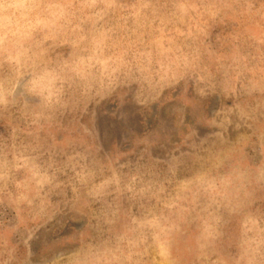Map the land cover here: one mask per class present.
Masks as SVG:
<instances>
[{"label": "rangeland", "instance_id": "rangeland-1", "mask_svg": "<svg viewBox=\"0 0 264 264\" xmlns=\"http://www.w3.org/2000/svg\"><path fill=\"white\" fill-rule=\"evenodd\" d=\"M0 264H264V0H0Z\"/></svg>", "mask_w": 264, "mask_h": 264}]
</instances>
